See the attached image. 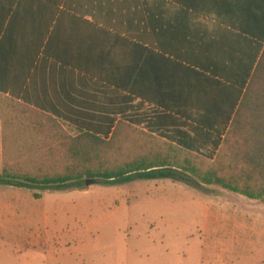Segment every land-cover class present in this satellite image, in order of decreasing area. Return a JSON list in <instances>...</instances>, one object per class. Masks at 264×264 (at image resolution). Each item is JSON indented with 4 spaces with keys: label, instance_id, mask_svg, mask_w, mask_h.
<instances>
[{
    "label": "crops",
    "instance_id": "obj_1",
    "mask_svg": "<svg viewBox=\"0 0 264 264\" xmlns=\"http://www.w3.org/2000/svg\"><path fill=\"white\" fill-rule=\"evenodd\" d=\"M68 1L51 24L17 3L0 24L1 174L7 151L38 150L37 112L105 134L144 112L220 110V69L250 59L258 0Z\"/></svg>",
    "mask_w": 264,
    "mask_h": 264
},
{
    "label": "rangeland",
    "instance_id": "obj_2",
    "mask_svg": "<svg viewBox=\"0 0 264 264\" xmlns=\"http://www.w3.org/2000/svg\"><path fill=\"white\" fill-rule=\"evenodd\" d=\"M136 130L120 161L152 146ZM39 154L7 151L4 167L63 170L62 159ZM181 172L191 183L97 179L27 188L0 179V264H264V203Z\"/></svg>",
    "mask_w": 264,
    "mask_h": 264
},
{
    "label": "trees",
    "instance_id": "obj_3",
    "mask_svg": "<svg viewBox=\"0 0 264 264\" xmlns=\"http://www.w3.org/2000/svg\"><path fill=\"white\" fill-rule=\"evenodd\" d=\"M2 1L0 24L16 3L18 9L33 6L46 12L51 24L65 0ZM36 17L40 21V13ZM249 42V60L228 64L227 71L220 69V110L144 112L139 118L129 116L105 134L84 127L69 134L51 116L45 117V128L40 124L44 117H38L43 114L36 111L38 116L31 120L40 136L33 144L40 151L38 157L62 159L63 170L32 175L4 167L0 179L27 188L97 179L111 184L160 179L189 184L184 171L204 185L264 203V0H258L257 22ZM143 123L142 129L139 124ZM134 128H141L136 131L152 146L146 153L120 161L121 153L131 149L129 133Z\"/></svg>",
    "mask_w": 264,
    "mask_h": 264
},
{
    "label": "clouds",
    "instance_id": "obj_4",
    "mask_svg": "<svg viewBox=\"0 0 264 264\" xmlns=\"http://www.w3.org/2000/svg\"><path fill=\"white\" fill-rule=\"evenodd\" d=\"M203 27L205 28V30L211 32L214 28V25L212 24V22L209 21V22H205L203 24Z\"/></svg>",
    "mask_w": 264,
    "mask_h": 264
}]
</instances>
